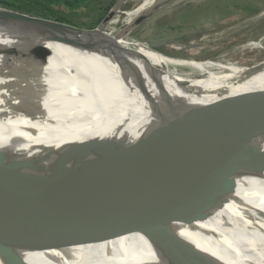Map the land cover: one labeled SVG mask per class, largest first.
Listing matches in <instances>:
<instances>
[{"label":"bare ground","instance_id":"1","mask_svg":"<svg viewBox=\"0 0 264 264\" xmlns=\"http://www.w3.org/2000/svg\"><path fill=\"white\" fill-rule=\"evenodd\" d=\"M124 1L119 0L117 7ZM165 1L142 0L132 11L115 10L105 29L111 32L103 31L95 39L97 45L113 43L103 50L106 56L140 67L132 72L98 70V64L119 61L51 42L42 43L51 54L41 60L14 41L0 38V116L23 113L0 120V148L21 157H42L50 149L114 134L131 144L161 125L151 110L165 108L167 100L171 106L183 104L163 112L172 118L210 104L247 108L249 115L264 120V61L246 67L173 59L147 43L126 39L138 21ZM120 16L125 26L113 34L111 26ZM135 78L146 88L151 104L133 88ZM196 78L203 81L189 82ZM3 193L0 264H183L188 243L220 264H264V174L238 178L231 200L194 224H188L190 208L180 196L142 201L102 198L108 199V206L97 211L48 191L45 197L54 207L65 244L49 252H42L33 241L9 190ZM101 217H107L101 221L104 225L96 224ZM109 217L121 227H112Z\"/></svg>","mask_w":264,"mask_h":264},{"label":"water","instance_id":"2","mask_svg":"<svg viewBox=\"0 0 264 264\" xmlns=\"http://www.w3.org/2000/svg\"><path fill=\"white\" fill-rule=\"evenodd\" d=\"M117 9L110 10L95 29L83 31L0 8V38L14 41L41 60L51 54L42 44L45 42L107 59L103 50L113 43L97 45L95 39ZM147 44L153 50L160 46L156 42ZM113 69L119 72L118 67ZM133 81L141 100L151 104L146 88L136 78ZM173 104L167 100L165 108L151 110L161 125L131 144L120 141L114 134L94 136L59 150L50 149L42 157H21L0 148V205L4 201L3 191L8 189L42 252L65 247L54 207L45 197L48 191L97 211L107 208L108 199L142 201L180 196L190 208L188 224L205 221L231 200L238 178L264 174V120L249 115L252 113L247 108L210 104L194 106L172 118L163 112L168 107L183 105ZM7 114L0 116V120L23 115L18 111ZM106 219L101 217L96 224L104 225L101 221ZM108 219L115 229L121 227L111 217ZM154 225L157 229L158 225ZM183 264L220 262L188 243Z\"/></svg>","mask_w":264,"mask_h":264},{"label":"rangeland","instance_id":"3","mask_svg":"<svg viewBox=\"0 0 264 264\" xmlns=\"http://www.w3.org/2000/svg\"><path fill=\"white\" fill-rule=\"evenodd\" d=\"M118 2L0 0V8L91 31L100 25L110 10L117 7ZM141 2L125 0L117 8L121 12H128L136 9ZM151 14V17H146L133 28L126 37L128 41L159 43L156 51L180 60L213 61L246 67L264 60V0H167ZM123 19L120 16L117 23L111 26L113 34L124 28ZM108 32L111 29L105 31L106 34ZM249 44L255 47L249 48ZM187 46L192 48L182 49ZM116 57L106 56L107 60L119 62L98 64L96 69L107 73H126L140 69L136 64L117 60ZM113 67H118L119 72L114 71ZM181 70L191 73L188 68ZM191 75L197 76L194 72ZM201 81L203 78L189 82Z\"/></svg>","mask_w":264,"mask_h":264}]
</instances>
